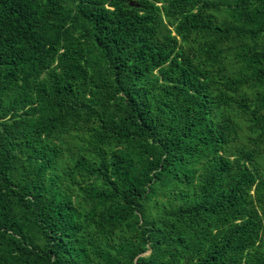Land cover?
I'll return each instance as SVG.
<instances>
[{
    "label": "trees",
    "instance_id": "1",
    "mask_svg": "<svg viewBox=\"0 0 264 264\" xmlns=\"http://www.w3.org/2000/svg\"><path fill=\"white\" fill-rule=\"evenodd\" d=\"M0 264H264V0H0Z\"/></svg>",
    "mask_w": 264,
    "mask_h": 264
},
{
    "label": "water",
    "instance_id": "2",
    "mask_svg": "<svg viewBox=\"0 0 264 264\" xmlns=\"http://www.w3.org/2000/svg\"><path fill=\"white\" fill-rule=\"evenodd\" d=\"M128 5H129V6H136V5L134 4L133 1H129V2H128Z\"/></svg>",
    "mask_w": 264,
    "mask_h": 264
},
{
    "label": "rangeland",
    "instance_id": "3",
    "mask_svg": "<svg viewBox=\"0 0 264 264\" xmlns=\"http://www.w3.org/2000/svg\"><path fill=\"white\" fill-rule=\"evenodd\" d=\"M263 165V164H262ZM151 212H153L152 210H151Z\"/></svg>",
    "mask_w": 264,
    "mask_h": 264
}]
</instances>
